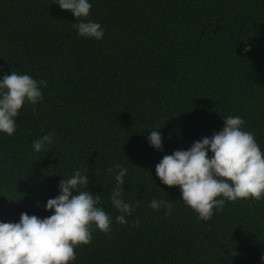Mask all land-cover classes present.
Wrapping results in <instances>:
<instances>
[{
	"label": "trees",
	"instance_id": "trees-1",
	"mask_svg": "<svg viewBox=\"0 0 264 264\" xmlns=\"http://www.w3.org/2000/svg\"><path fill=\"white\" fill-rule=\"evenodd\" d=\"M90 3L100 40L78 36L52 0H0V75L47 82L35 111L20 109L15 133H0V221L49 215L43 204L79 167L113 223L108 234L93 230L72 264H264V198L226 201L197 219L154 167L219 131L226 115L241 116L264 151V0ZM157 128L160 150L146 141ZM49 131L54 143L33 152ZM117 163L127 168L124 199L139 201L124 225L108 199L106 169ZM153 198L171 210L149 208Z\"/></svg>",
	"mask_w": 264,
	"mask_h": 264
},
{
	"label": "clouds",
	"instance_id": "clouds-1",
	"mask_svg": "<svg viewBox=\"0 0 264 264\" xmlns=\"http://www.w3.org/2000/svg\"><path fill=\"white\" fill-rule=\"evenodd\" d=\"M61 10L74 17L73 27L78 36L100 40L104 29L99 22L88 19L90 0H52ZM246 47L244 51H248ZM47 82L27 73L9 71L0 75V133L12 136L17 128L16 118L25 104L35 106L43 99L42 87ZM239 115L223 116L219 131L194 140L187 149L165 154L155 164V175L166 186H178L180 198L197 219L209 220L213 211H220L226 201L264 198V151L252 132L242 126ZM160 128V127H159ZM159 128L150 130L146 141L160 150ZM54 131L31 142L33 152H40L54 143ZM115 169V170H114ZM114 177V187L108 197L111 207L119 213L114 221L126 223V216L139 201H126L122 184L127 168L117 163L106 169ZM87 170L79 167L58 182V194L43 204L44 217L21 212L15 222L0 221V264H72L74 249L92 239V231H111L113 217L101 206V195L87 187ZM153 210H171L169 199L153 198L148 202ZM130 226H139L134 220ZM264 262V254L260 257Z\"/></svg>",
	"mask_w": 264,
	"mask_h": 264
}]
</instances>
